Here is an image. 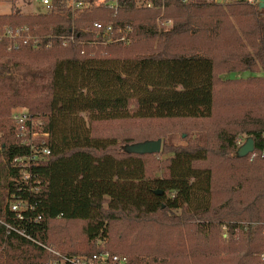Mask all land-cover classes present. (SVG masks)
I'll return each mask as SVG.
<instances>
[{
    "label": "trees",
    "instance_id": "obj_1",
    "mask_svg": "<svg viewBox=\"0 0 264 264\" xmlns=\"http://www.w3.org/2000/svg\"><path fill=\"white\" fill-rule=\"evenodd\" d=\"M81 1L90 8L76 17L59 0L48 15H0V28L38 26L51 38L17 50L0 41V264H67L62 259L99 251L98 242L112 254L170 257L153 263L130 258L129 264H176L187 256L196 264H264V118H244L233 129L206 128L201 146H163L158 157L124 151L148 140L94 133L109 123L210 119L220 100L217 69L231 62L164 47L200 39L234 45L236 53L246 50L238 66L264 72V8L246 0H149L150 8L137 0H101L98 7L92 5L99 0ZM157 19L171 27L158 31ZM246 19L243 38L231 21L242 26ZM94 23L129 26L133 46L151 42L159 49L131 56L121 43L104 47ZM239 82L247 86L237 100L264 104V77ZM20 106L40 117L49 134L51 155L31 167L36 186L12 163L28 154L10 118ZM240 134L254 147L243 157L237 155ZM215 172L230 173L236 182L218 189ZM215 195L227 199L215 204ZM17 203L28 208L21 218L11 209Z\"/></svg>",
    "mask_w": 264,
    "mask_h": 264
},
{
    "label": "rangeland",
    "instance_id": "obj_2",
    "mask_svg": "<svg viewBox=\"0 0 264 264\" xmlns=\"http://www.w3.org/2000/svg\"><path fill=\"white\" fill-rule=\"evenodd\" d=\"M55 0H53V5ZM189 1V0H183ZM205 2H213L217 4H225L229 0H202ZM238 1V0H234ZM250 3H255L259 5V0H246ZM73 0H59V4H62L64 8H68ZM101 0L96 1L93 3L92 6L98 7L100 5ZM148 4L152 5L149 0H137L136 5L138 7H146ZM55 6V5H54ZM56 9V8H55ZM19 12L24 15H48L46 10L43 9L39 2L35 0H0V15H7L11 13ZM74 17L78 16L80 12H71ZM232 25L237 29L238 35L240 37H245L242 31L248 30L250 27V20L246 19L243 22V25H238L234 20L231 21ZM158 31L168 30L171 27V21L169 20H156ZM4 27L0 28L2 30ZM83 28L85 32H91L90 26H84ZM40 31L38 26L33 27V31H30V36L33 37H41L44 38L43 40H51L50 36H41L38 32ZM131 33V32H130ZM128 40H125V43H121L123 50H127L128 52L134 51L131 55L147 53L149 50L159 49V46L156 43H143L140 45L133 46V39L132 36H128ZM233 38L232 35L229 33L227 38ZM242 39V38H241ZM50 43V42H49ZM118 42H110V43H103L102 45L108 46L109 44L113 45ZM51 47L48 46L47 48ZM131 47V48H130ZM234 45H222V44H213L207 45L200 40H194L193 42H189L187 40H180L176 45H167L165 50L169 53H176V54H189L193 51H197L199 53H208L216 57L218 62L221 64V60L225 59L227 62H231L227 66H221L217 69V79L220 83H218V99L220 100L216 103V110L213 116L207 120H191V121H172V120H150V121H143V122H126L125 124H118V123H109L102 125L96 128L94 132L97 136H105V135H124V137H134L138 140H148V141H155L161 140V150L163 146L166 148L172 147H186L191 148L194 146H201L205 140V132L204 130L209 127L221 126L229 129L237 128L238 125H241L243 119L249 120L253 118H264V104H248L247 102H241L237 100V95L243 89L246 88V83H240L239 81L246 80L251 76H260L264 77V72L262 70L256 71H244L242 66H238L236 59L242 58L240 57L243 53L238 51L237 53L234 52ZM93 50H97L96 48L92 47ZM248 47H246L247 49ZM12 50V49H11ZM92 50V49H90ZM227 51V53H224ZM100 52L97 53L100 54ZM93 56L94 52L91 53ZM104 54V53H103ZM221 59V60H220ZM250 86V85H249ZM231 101V102H230ZM20 112H27L28 108L26 107H16L11 110V115L14 113ZM33 116V115H32ZM252 116V117H250ZM37 122L42 121L40 117H36ZM12 122V121H11ZM250 126V125H249ZM248 136L245 134H240L237 137V146L242 147L248 140ZM145 142V141H144ZM171 154L166 153L165 156L160 157L161 159L170 156ZM158 157V155H157ZM255 158V155L252 154L249 157V161H252ZM160 160V159H159ZM0 163H1V156H0ZM241 172H236L234 176H237ZM160 175V174H158ZM215 186L216 188H221L222 184L225 183V188L229 189L230 185L236 182L235 179L230 177V173L223 174V173H216L215 172ZM252 178V177H250ZM253 186V182L247 184L246 186ZM1 188H0V196H1ZM223 196V199H227L226 195H215L213 197V201L217 204L220 201V197ZM248 196V195H247ZM262 201V200H261ZM61 228L60 225L56 227L57 230ZM126 229V227H125ZM63 230V229H61ZM122 230V226L119 227L120 232ZM126 230L124 234H126ZM140 232H131L130 236H134ZM106 242V241H105ZM98 246L105 247V244L102 242H98ZM119 255L126 256L127 258H138L142 260L144 263H153L152 261L157 258L158 260L169 262L170 257H163L165 253H158L157 255H135L132 253H122L118 252ZM117 253V254H118ZM145 253V252H144ZM153 254V253H149ZM169 258V259H168ZM153 259V260H152ZM188 261L185 264H196L193 261H189V256L187 259H182L180 261H175L176 264H184V262Z\"/></svg>",
    "mask_w": 264,
    "mask_h": 264
},
{
    "label": "built area",
    "instance_id": "obj_3",
    "mask_svg": "<svg viewBox=\"0 0 264 264\" xmlns=\"http://www.w3.org/2000/svg\"><path fill=\"white\" fill-rule=\"evenodd\" d=\"M39 2V5L49 13L53 10V0H35ZM107 5V4H106ZM109 7L115 6L114 3H110ZM150 8L151 5L146 6ZM90 8V4L85 3L81 0H73L68 9L72 12H82ZM92 30L96 34V38L101 39V44L118 42L125 43L128 40L131 29L129 26L114 27L112 24H101L94 23ZM30 30L27 26H16V27H4L0 30V41L8 40L11 42L10 49L17 50L20 46L28 45L32 42L33 48H38V44L41 41L38 37L30 36ZM72 40V38H70ZM66 41L62 43L65 46ZM50 46L47 43L45 47ZM11 121L15 126V132L17 136V142L21 147H25L28 150V154L23 157H16L13 159V165L22 169V180L28 184H38L36 181H31V167L33 164L46 161L51 155V151L47 145L48 133L44 130L43 121L37 122L36 117L28 114L27 112H20L11 115ZM32 189H37L32 187ZM31 189V190H32ZM12 211L18 213V217L21 218L19 212L27 210L25 204L17 203L12 205ZM53 255L59 256L58 253L52 252ZM264 259V254L261 256ZM62 262L67 264H129V258L119 254H112L104 247H101L99 251L94 254L86 256H76L69 259H62Z\"/></svg>",
    "mask_w": 264,
    "mask_h": 264
},
{
    "label": "water",
    "instance_id": "obj_4",
    "mask_svg": "<svg viewBox=\"0 0 264 264\" xmlns=\"http://www.w3.org/2000/svg\"><path fill=\"white\" fill-rule=\"evenodd\" d=\"M259 8H264V0H259ZM254 150L253 141L248 139L247 142L239 148L237 155L239 157L246 156ZM124 151L133 155H157L161 152V140L145 141L136 144L127 145ZM158 195L159 193L156 192Z\"/></svg>",
    "mask_w": 264,
    "mask_h": 264
}]
</instances>
